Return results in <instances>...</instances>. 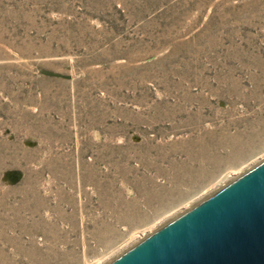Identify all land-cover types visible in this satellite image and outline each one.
Wrapping results in <instances>:
<instances>
[{"label": "rangeland", "instance_id": "rangeland-1", "mask_svg": "<svg viewBox=\"0 0 264 264\" xmlns=\"http://www.w3.org/2000/svg\"><path fill=\"white\" fill-rule=\"evenodd\" d=\"M264 160V0H0V264H107Z\"/></svg>", "mask_w": 264, "mask_h": 264}, {"label": "water", "instance_id": "water-1", "mask_svg": "<svg viewBox=\"0 0 264 264\" xmlns=\"http://www.w3.org/2000/svg\"><path fill=\"white\" fill-rule=\"evenodd\" d=\"M107 264H264V160Z\"/></svg>", "mask_w": 264, "mask_h": 264}, {"label": "bare ground", "instance_id": "bare-ground-1", "mask_svg": "<svg viewBox=\"0 0 264 264\" xmlns=\"http://www.w3.org/2000/svg\"><path fill=\"white\" fill-rule=\"evenodd\" d=\"M234 179H236V178H234ZM233 181V180H232Z\"/></svg>", "mask_w": 264, "mask_h": 264}]
</instances>
